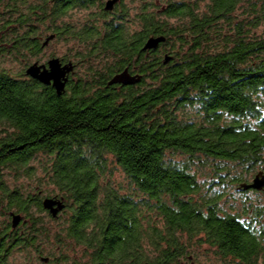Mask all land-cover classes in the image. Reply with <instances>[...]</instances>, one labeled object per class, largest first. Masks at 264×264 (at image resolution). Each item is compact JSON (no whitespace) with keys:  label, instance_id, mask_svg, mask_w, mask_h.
I'll return each mask as SVG.
<instances>
[{"label":"trees","instance_id":"1","mask_svg":"<svg viewBox=\"0 0 264 264\" xmlns=\"http://www.w3.org/2000/svg\"><path fill=\"white\" fill-rule=\"evenodd\" d=\"M35 10L42 23L44 5ZM61 15L52 10L51 20ZM130 18L127 9V25ZM136 21L138 30L127 26V69L141 82L119 90L95 84L98 75L108 81L123 71L124 60L104 72L85 60L80 83L59 97L26 76L42 63L44 43L12 46L22 68L16 77L0 71V207L24 218L25 244L51 234L40 188L25 195L2 176L12 170L31 178L29 165L43 154L57 191L43 198L65 204L53 234L83 248L86 264H193V239L228 264H264V204L227 199L224 191L244 196L242 186L264 176V0L159 1ZM59 31L35 28L37 36ZM151 37L166 42L142 52ZM109 157L127 193L105 179Z\"/></svg>","mask_w":264,"mask_h":264},{"label":"flooded vegetation","instance_id":"2","mask_svg":"<svg viewBox=\"0 0 264 264\" xmlns=\"http://www.w3.org/2000/svg\"><path fill=\"white\" fill-rule=\"evenodd\" d=\"M37 2L41 6L44 5L45 13H47L42 22L44 27L46 25L48 29L52 26L59 27L58 33L48 32L45 36L36 35L35 28L42 24L35 10ZM112 2L114 4L111 10H107L108 4ZM156 3H159V0H156ZM58 8L62 11L60 20H51V11ZM47 35L54 36V39L47 42L49 39ZM58 37L64 41L65 54L62 57L54 54L46 55L47 61L35 63L47 65L51 60L59 59L62 67L71 65L73 70L67 75V87L70 84L80 83L78 75L81 73L82 66L83 68L89 66L88 63L84 64L85 60H95L100 66L115 68L116 62L120 59L126 62L123 71L127 70V0H0L1 57L12 54L14 44L29 45L35 44L36 41L44 43L41 47V55H43L50 49L52 43L58 40ZM123 71L118 72L114 77ZM102 76L103 74L98 75L99 78L96 79L95 88L99 85L97 91L127 88L122 85L109 86L112 79L104 81L100 79ZM39 196L43 203L45 198L41 193ZM45 212L44 215L51 223L56 224L55 220L61 216V212L57 217H53L46 210ZM8 220L4 229L0 227V264H19L15 258L19 259L20 254L25 253H28V259L23 261L24 264H32V253H36V257L44 264H66L63 257L64 243H59L56 249L51 248V244L42 245L41 241L39 245L29 241L25 244L29 230L23 228L26 224L24 218L16 228L13 227L11 214L8 215ZM20 242L23 243L20 244L21 246ZM47 248H51L50 255L45 257L42 254Z\"/></svg>","mask_w":264,"mask_h":264},{"label":"rangeland","instance_id":"3","mask_svg":"<svg viewBox=\"0 0 264 264\" xmlns=\"http://www.w3.org/2000/svg\"><path fill=\"white\" fill-rule=\"evenodd\" d=\"M159 1L163 4L164 3L167 4L171 0H159ZM154 4L158 5V3H156V0H127V9L130 11V17H131L130 18L131 25H127V26L128 27L130 26L131 31L138 30L139 23L136 21V16L141 11V9L149 8V10H151L153 9ZM173 47H175V44L173 45ZM173 47H169L168 45L167 49L170 50L171 52L181 51L180 46H177L176 50ZM65 51H66V46L64 44V41L56 40L54 41V43H52V46L50 47V49L47 50L45 54L40 56V59H41L40 61L42 62L47 61L46 55H51V54L52 55L54 54L57 57H62L65 54ZM103 67L104 65H101V68L99 69L101 72H104V70L102 69ZM21 68H22L21 63L14 61V55L7 54L6 56H2V57L0 56V71H5L7 73L13 74L16 77V75L19 74ZM83 73H84V68L82 66L81 73L78 75V77L84 75ZM98 78L99 77H97V79ZM193 112L194 111H191L190 109H186L184 111V114L186 115L191 114L192 116ZM180 116L182 117V115ZM175 160L177 162H181L184 160V158L182 155H178V156H175ZM107 163L110 169L106 173L105 179L108 178V181L114 187L118 188L119 190H122L124 193H127L128 183L121 169H118V166L116 165V163H114L112 157H109L107 159ZM50 165H51V159L46 157L43 154H39L34 160L31 161L29 165L30 168L33 169V171L35 172L31 178L28 179L21 172L7 170V171H4L2 175L3 182L8 188L21 189V192L25 195L37 194L38 187H39L42 192V195L53 196L57 193V191L51 184H49V182L47 181V175H45L44 173L45 168L50 167ZM253 178L254 177H252V180ZM224 191H225V195L227 194L229 195L227 199L235 198L240 201L241 199L246 198L247 201L252 202L253 205L258 204V203H261L262 205L264 204V193L263 192L257 195L254 192H251V190H247L248 193L246 192V195L241 196L235 192L234 187H226ZM3 206H4V209L3 207H0V227L1 229L5 228L7 224V220H8V215H9V212L5 208V205ZM225 209L228 210L229 206L225 207ZM43 218H45V216H43ZM46 222H47V225L46 226L44 225L43 227L47 229L46 231L47 233H51V234H49L47 238L42 237L41 244L42 245H46V243L51 244V248L56 249V247L60 245L58 242H56L57 239L53 234L55 232V228L57 224H55L54 222L49 223L48 220ZM156 222L158 221L156 220ZM159 223L160 221L158 222L159 227H162V225H160ZM263 223H264V219H263ZM200 241H201L200 239H195V240L193 239V242H188V246L190 249L188 253L193 256V257H190L191 261H193L192 259H194L193 264H228L216 255L215 250L208 243L200 242ZM65 244H66L65 253H63V257L65 258L66 264H86L88 262V255L83 250V248L73 245L70 242H66ZM42 248L44 249V247ZM51 248H47L48 250L46 249L45 253L43 250L42 255L45 257L49 256L50 255L49 250ZM36 256H37L36 253L31 254L32 264H44ZM23 257H25L24 260H23ZM27 259H28V253L20 254L19 259L15 258V260L18 261L19 264H24L23 261H26Z\"/></svg>","mask_w":264,"mask_h":264},{"label":"water","instance_id":"4","mask_svg":"<svg viewBox=\"0 0 264 264\" xmlns=\"http://www.w3.org/2000/svg\"><path fill=\"white\" fill-rule=\"evenodd\" d=\"M114 2L108 4L107 10H111ZM54 39V36L50 37L47 42H50ZM166 42V38L164 37H151L145 44L142 49V52L147 51H155L159 48V46ZM170 58H165V64L170 62ZM73 70L71 65L62 67L59 59L51 60L47 65H39L38 63L32 64L26 70V76L32 80L38 81L40 84L52 87L57 96H63L66 91V85L68 82L67 75L70 74ZM141 82V76L136 75L133 76L129 72V70H125L119 75H116L109 82V86L114 85H122V86H133ZM243 190H255L262 191L264 189V176L263 174H259L252 184L243 185ZM43 209L50 212L53 217H57V215L62 212L65 208V204L63 199H51L47 198L42 203ZM13 217V227L16 228L22 221L20 215H12Z\"/></svg>","mask_w":264,"mask_h":264}]
</instances>
